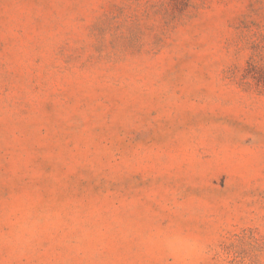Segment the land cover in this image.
Segmentation results:
<instances>
[{
  "label": "rangeland",
  "instance_id": "obj_1",
  "mask_svg": "<svg viewBox=\"0 0 264 264\" xmlns=\"http://www.w3.org/2000/svg\"><path fill=\"white\" fill-rule=\"evenodd\" d=\"M0 264H264V0H0Z\"/></svg>",
  "mask_w": 264,
  "mask_h": 264
}]
</instances>
